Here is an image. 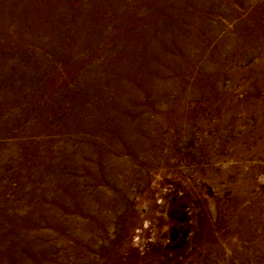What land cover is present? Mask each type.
<instances>
[{"label": "rangeland", "instance_id": "rangeland-1", "mask_svg": "<svg viewBox=\"0 0 264 264\" xmlns=\"http://www.w3.org/2000/svg\"><path fill=\"white\" fill-rule=\"evenodd\" d=\"M0 264H264V0H0Z\"/></svg>", "mask_w": 264, "mask_h": 264}]
</instances>
